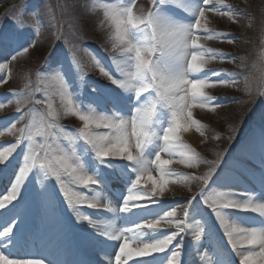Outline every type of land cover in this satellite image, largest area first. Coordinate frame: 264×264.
Returning a JSON list of instances; mask_svg holds the SVG:
<instances>
[{"label":"snow or ice","instance_id":"6c2138e0","mask_svg":"<svg viewBox=\"0 0 264 264\" xmlns=\"http://www.w3.org/2000/svg\"><path fill=\"white\" fill-rule=\"evenodd\" d=\"M170 6L184 7V4L182 0H150L147 7H142L138 6V0H122L119 4L102 5L104 15L115 26L110 52L112 63L111 67L106 66L101 59L93 56L92 66L123 93V96L104 98L106 103L111 104L110 114L98 111L96 108L83 110L73 99L69 86L59 71L56 72L54 79H59L61 85L59 96L62 113L53 109L51 97L45 101L35 98L28 92L24 93L28 101L34 105L47 104V115L51 116V120L46 123L42 121L44 127L36 131H33L32 125L28 124L18 128L17 124L21 122L22 117L6 128L8 133L16 135V141L4 151H0V165H6L8 158L25 142L27 147L26 151L21 148L23 166H20L18 174L15 175L8 194L0 199V209H4L6 205L12 204L21 196V190H24L29 174L34 169H39L46 178L55 179L68 207L77 218V223L87 221L96 236L103 237L102 241L88 238L91 243L100 247L108 242H118V252L115 251L114 255L100 253L102 264H127L133 255L155 258L154 254L159 253L167 254L165 264H182V257L185 255L184 244L177 243L178 238L191 233L193 241L199 242L205 232L201 222H193L191 219L193 204L197 198H200L203 206L214 214L232 250L240 257L241 264H257V257L264 260V227L238 226L230 220L227 210L252 212L264 217V201L256 200L253 193L234 191H221L216 199H209L207 190L210 184L215 183L214 177L217 180L227 179V170L222 167L226 162L225 155L218 153L215 160L202 161L195 149L177 143L181 139L182 117L189 118L187 123L196 124L197 130L203 127L190 119L192 113L188 109L190 105L196 104L203 107L215 99L205 95L204 89L211 85H228L235 82L233 78L222 74L219 70L205 72L204 64L197 63L198 60L203 61L209 52L212 53L213 59L217 55L213 50L205 49L199 43L202 37L198 33H204L203 39L206 40H212L220 35L212 32L202 23V20L206 19V13L217 12L229 18L233 17V13L221 12L216 8L215 0H202L194 10L196 19L191 23H184L167 14ZM185 11L193 12L189 8H185ZM5 19L10 21L9 27H4ZM23 28L22 20L13 19L7 14L0 18V53L6 56L3 60L9 63L16 61L18 57L29 53L30 48L39 47L36 40L32 39L27 47H22L19 51L15 50L20 38L25 35ZM8 50H12L11 55H7ZM219 55L234 59L230 54L219 53ZM45 59L47 60V57ZM9 63L0 62V70L8 69ZM114 72L116 74H113ZM201 73L203 77L200 76ZM84 75L86 73H81V78ZM34 91L38 90L34 89ZM95 91L96 89H93V92ZM260 94L264 95V92ZM13 95L18 94L13 93ZM221 103L222 99H216L215 104L211 105V110L220 107ZM162 110H166L168 114L166 125L157 120ZM61 114L79 117L83 126L79 128L78 134L66 132L57 123ZM187 123L183 125L184 130H187ZM158 124L160 127H157ZM236 132L237 129L233 128L232 135L228 138L235 139ZM4 134V131H0V136ZM37 136L43 139L38 141ZM215 138L221 139L219 135ZM78 141L88 146L99 163L108 168L114 166L110 161L119 160L128 163L134 178L119 208L101 199L100 189L94 187L100 185V181L85 170L82 156L76 148ZM152 147H155V151L149 154V149ZM240 151L258 158L259 164L264 166V134L260 139L258 157L255 148L251 145H242ZM189 152L190 155H186ZM162 153L167 154L169 158H162ZM177 156L181 162H188L191 167H198L201 162L208 164L207 173L186 177L199 186V191L186 198L184 203L155 218L124 228L117 227L114 221L101 227L100 222L94 221L88 215H81L79 207L81 205L107 211L118 218L121 213H131L134 208L145 209L159 203L160 198L164 196L166 177L179 175L165 167L173 162V157ZM232 163L236 164L234 161ZM152 165H155L154 169ZM152 171H159V181H153L150 190L141 187V181L145 176L153 180ZM70 185H82L90 189L94 195L89 196L75 191ZM237 196H242L243 199H238ZM141 200H145L146 203H140ZM19 222V219L12 220L0 230V261L4 264H34L28 258L31 253L9 251L13 247L14 229L16 230ZM162 222L174 230L160 238L145 242L143 240L145 235L162 232ZM193 224L197 225L196 229H193ZM132 240L139 242L135 249L130 246L129 241ZM245 243L251 247L241 250L238 245ZM10 256H15L16 259H9ZM40 259L45 258L40 256ZM201 261L202 264H211L205 254L201 257ZM60 264L64 262L61 261ZM135 264H147V261L136 260Z\"/></svg>","mask_w":264,"mask_h":264},{"label":"rangeland","instance_id":"374dc122","mask_svg":"<svg viewBox=\"0 0 264 264\" xmlns=\"http://www.w3.org/2000/svg\"><path fill=\"white\" fill-rule=\"evenodd\" d=\"M31 2L27 0H16L14 3H4V5H0V11L4 9V13L0 14V18L5 17L7 14L10 17H14L16 13L19 14V20H22V13L27 12L28 17L23 22L24 24V33L25 35L20 38L18 42L20 44V48L27 47L32 39L35 40V33L29 32V29H34L37 26V21L40 14H36L33 17H29V10L34 9L32 4H38L41 6V11L44 13V22L46 24H52L51 31L53 34L58 35V30L62 26V32L65 35L59 34L56 42H61L63 49L56 56L55 59H51L48 63V71L47 73L42 74V82L47 86L50 91H53L52 97V107L55 111L61 112L62 104L59 96L60 91V81L59 79H54L56 72L61 70L64 71V68L60 67V62L65 65V74L69 77V91L73 95V99L79 104V101L82 104L86 103V110L97 109L98 111H103L106 113H111V104L106 103V97L110 96H123V93L120 89L116 88L114 85L110 84L105 78H103L99 74L98 69L93 68L92 57L95 56L101 59L102 63L106 66L111 67L110 60V52L112 40L115 33V26L113 22L104 15V9L102 5L106 3L119 4L122 0H31ZM196 0H182L184 7H176L170 6L167 10V14L172 18L180 20L184 23H191L196 19L194 14V10L197 7L195 4ZM20 2V3H17ZM150 0H138V6L147 7L149 5ZM215 6L221 12H229L233 13V17L229 18L228 16L219 15L217 12H208L206 13V19L202 20V23L206 25V27L212 32L219 33L220 35L215 37L212 40L203 39L204 33H198L202 38L199 43L203 45L205 49H211L217 55L215 58L212 57V53L209 52L206 54L203 61L198 60L197 63L204 64V71H215L219 70L222 74H226L228 77L234 79V83H229L228 85H211L204 89L205 95L212 96L215 98L213 101H210L208 105L201 107L199 104L190 105L188 109L191 113V120H195L197 123L203 125L199 130H197L196 124L188 123L189 127L194 130L196 134L199 135L198 144H194L191 142L189 137L185 134L183 128V121L188 122L187 117L181 118L182 130L180 132V141L177 143L185 144L190 146L198 152L200 155H204V151L208 149L212 145H216L218 147H222V143L217 142L215 137L217 133L225 134L226 130L230 129V122L234 121L246 105H248L251 101H248L245 96H247L250 90L254 91L256 94L260 90L259 83L261 80L264 82L263 70H264V59H262L264 54V50L256 55V58H251L253 56H247L250 51L257 45V38H261V43L264 42V0H215ZM185 8L192 9L193 12L185 11ZM59 22L60 25H59ZM10 21L5 19L4 27H9ZM28 30V31H26ZM26 31V32H25ZM83 31V33H82ZM84 34V35H83ZM70 35L74 36L76 39H81L83 37H87L89 42H95L100 44L101 50L99 49H89V51H84V56L80 57L82 54L79 53L80 47H76L78 43L87 39H81L75 42H69L68 37ZM259 35V37H257ZM231 40V42H229ZM50 42L47 39H44V44H48ZM39 44V43H38ZM37 50V49H36ZM35 49H29V53L18 57L16 61H11V65H9L8 69L1 70L2 79L0 81V89L4 90L7 88L10 82H15L18 74H21L23 70L28 67V65H34L35 60ZM47 48L42 47L40 49V56L37 59H42L45 56V52ZM12 50H8L7 54L9 55ZM247 52V53H246ZM219 53L230 54L232 58H226L219 55ZM246 53L247 55H244ZM4 53H0V57H4ZM0 58V59H5ZM264 58V57H263ZM5 63H9L7 60H4ZM57 65V66H56ZM86 67V69H85ZM114 68V64L112 65ZM245 67L249 68L246 70ZM251 68L254 70L251 71ZM12 70L10 77L9 71ZM79 71V72H78ZM81 73H86L83 78H81ZM113 74H116L115 72ZM194 76L196 74H193ZM203 77V73L200 74ZM64 77V76H63ZM215 79V78H214ZM261 79V80H260ZM20 80V79H19ZM257 81V82H256ZM262 87V84H261ZM252 88V89H251ZM82 89V92H81ZM93 89H96L93 92ZM0 90V91H1ZM190 95V92H189ZM8 94L5 92H0V101L7 100ZM79 98V99H78ZM251 98V95H250ZM41 99V97L39 98ZM42 99L47 101L49 97L45 95ZM216 99H222V103L220 107L215 108V110H211V105L215 104ZM79 100V101H78ZM247 100V101H245ZM260 101V100H259ZM257 101V103L259 102ZM260 104V103H258ZM81 105V104H79ZM43 105L35 106L34 110L31 111L28 119V124L32 125V130L36 131L38 128L44 127V123L50 120L44 121L42 123V115H39V112L43 110ZM45 108L47 110V104H45ZM259 118L264 123V104L261 108H259ZM85 110V109H83ZM252 113V111H251ZM51 117V116H50ZM60 119L62 121H57V123L64 128V130L70 133L71 130L76 128L79 131V128L83 126V122L79 120L78 116L73 115H63L61 114ZM157 120L162 124H167L168 114L166 110H162L160 114L157 116ZM6 123L11 122V120L5 121ZM259 123V126L256 130H254L253 135L258 142L260 143V139L263 131V125ZM19 128V124H17ZM21 127V126H20ZM160 127V124L157 125ZM1 131V130H0ZM5 132V131H4ZM203 132V135H201ZM217 132V133H216ZM70 134L75 135L76 133L71 132ZM11 136L15 137L14 134H4L0 136V150H4L7 145L10 146L14 142H3L7 140L5 137ZM37 140L43 139L41 136L36 137ZM259 143L256 146V156L259 155ZM27 142L22 144L17 149L23 148L26 151ZM79 154L82 156L85 170L89 174H93L100 181V185L94 186L101 191V196L105 195V199L109 201V199L114 203V206L119 208L122 204L123 199L115 200L112 198L109 193L110 187L114 189H120L119 191H126L130 187L131 180L134 178V174L130 172L129 165L126 161H110L114 166L111 168L106 167L103 164H100L96 159L94 152L90 150L88 146H86L83 142H79ZM155 151V147L149 149V154ZM12 154L8 158L6 165H0V174L7 170L8 162L13 160ZM242 160L241 164H233L232 161L228 160L230 164L235 165L236 169L243 174L241 170L244 168L247 169V173L249 172L251 178L249 177V188L246 186H236V180L232 179V175L227 172L229 179L224 181L222 185L217 186V188L213 189L208 196L209 199H216L219 192L221 191H234L236 193H253L255 194V199L258 201H264V166L259 164V160L257 163L252 161L249 158V155L245 152H242ZM162 158L168 159L167 154H161ZM186 155H190L186 153ZM16 156V155H15ZM20 156V155H19ZM173 162L170 165L165 166L167 169H170L174 173H179V175H173L166 177V183L164 184V196L160 198L159 203L151 205L145 209H133L131 213L119 215V220L122 217H129V221H135V223H140L141 221L148 220L150 218H155L156 216L162 214L163 212L170 210L173 207H176L178 204H182L185 202L186 198L196 194L194 188L195 182L186 177H189L187 173L192 170L190 164L188 162H181L179 157H173ZM236 163V162H235ZM248 168H247V167ZM153 169L155 165L151 166ZM36 169L33 170L35 172ZM245 171V170H244ZM29 174L28 181L36 179V187L33 189V197L30 202H26L25 206H28L24 212V215L19 220L20 222L17 225L16 230L14 229V233L17 229L24 225L29 220V214L35 213L36 219L34 222V226L29 230L33 237L37 235V238L42 243L43 241H49L50 243L61 242L63 238L66 237L68 232L67 222L72 225L73 235L76 237L78 242H81L85 239L84 232L88 231L91 227L88 226L87 221H80L77 223V218L73 214L72 210L68 207L65 197L59 189V185L56 182V194H53L50 190L51 182L50 179L46 178L43 172L39 169L36 170V175L34 177V173ZM207 173V172H206ZM151 175L153 180L151 182L145 181L142 179L141 187H146L147 189H151L153 186V181H159L160 173L159 171H152ZM54 181L55 179L52 178ZM240 180V179H239ZM218 183V182H216ZM239 185V181H237ZM41 184L43 187H41ZM101 185L103 186L101 188ZM219 185V183L217 184ZM26 186V184H25ZM159 185H157L158 187ZM26 188V187H25ZM24 188V189H25ZM70 188L74 189L78 192H83L85 195L93 196L94 193L90 191L88 188H84V186L80 185H70ZM124 190V191H123ZM26 191V190H25ZM24 190L21 191V196L17 198L19 200ZM244 191V192H243ZM9 192V191H8ZM8 194V193H7ZM52 196V197H51ZM236 198L243 199L242 196H237ZM200 198H197V201L194 202L193 207L191 209V219L193 222H201L205 232L202 239L199 242H195L192 239L191 233L187 236H183L178 238L177 243L183 242L184 244V252L185 255L182 257V264H202L201 257L205 254L211 264H230V255L229 252H232V258L235 263L241 264L240 257L236 254L235 251L232 250L231 245L227 241V237L225 236L220 224L218 223L215 216L209 214L206 209L203 208L202 203L199 201ZM13 201V203H16ZM140 203H146L145 200H141ZM8 204V205H12ZM62 204L63 215L68 216L69 220L64 216L56 215L60 214L61 210L57 209L58 205ZM80 208L81 215H88L94 221L100 222V226L103 227L105 224L109 222L115 223L117 227L124 228L129 224L126 221H121V226L117 223V218L110 214L109 216L101 217L97 214H93V209L87 207ZM55 209L56 212H55ZM55 214L56 216H54ZM227 215L233 223H237L238 226L245 227H264V217L257 215L252 212H240L235 209H229L227 211ZM215 219L216 228L218 233L224 239L221 240L220 236L216 235L215 225L211 219ZM66 221V222H65ZM133 224H130V226ZM193 229H196L197 225H192ZM162 232L149 233L143 237L146 239H157L160 238L167 233H170L174 230V228L168 227L166 225L161 224ZM146 231H148L146 229ZM215 234L216 237H212L214 241V245L210 243L209 236ZM90 235V233H89ZM88 235V236H89ZM156 236V237H155ZM214 236V235H213ZM67 238V237H66ZM219 238V239H218ZM99 241V238H97ZM237 239H242V237H237ZM138 241L132 240L129 241L130 246L132 247L134 244V249ZM222 242L224 243L222 246ZM117 242L114 244H103L100 246L104 251H108L117 247ZM175 244L172 245L174 247ZM61 248V245L59 246ZM241 250H244L247 247H251L247 243L238 245ZM229 250V251H228ZM60 250L58 254H61ZM171 251V247L168 249ZM226 253V257L224 256ZM161 255L162 264H165V260L167 259V254L159 253ZM144 257H139L133 255V257L127 261V263H133L136 259H142ZM149 258V257H146ZM30 260L36 264H48L47 260H41L39 255L36 257H29ZM257 264H264V260H260L259 257L256 258ZM148 262V261H147ZM49 264H54L49 261Z\"/></svg>","mask_w":264,"mask_h":264},{"label":"trees","instance_id":"16d2710c","mask_svg":"<svg viewBox=\"0 0 264 264\" xmlns=\"http://www.w3.org/2000/svg\"><path fill=\"white\" fill-rule=\"evenodd\" d=\"M259 44V43H258ZM257 46V45H256ZM250 53V51H249ZM248 109L245 107L243 109V112L239 114V116L232 122H230V129L225 131V134L221 136V139H216L217 142L222 143V147H218L216 145L210 146L208 149L205 150L206 155H208L211 159L215 160L217 158L218 153H222L223 150L226 149V147L230 144L232 140H230L228 137L232 135V129L240 127L246 119Z\"/></svg>","mask_w":264,"mask_h":264},{"label":"bare ground","instance_id":"6f19581e","mask_svg":"<svg viewBox=\"0 0 264 264\" xmlns=\"http://www.w3.org/2000/svg\"><path fill=\"white\" fill-rule=\"evenodd\" d=\"M183 123L185 124V123H187V122L184 120ZM188 125H189V124L187 123V130H184V131H185V134L187 135V137H189V139L191 140L192 143H194V144H198V141H199V135L196 134V133L194 132V130L191 129V127H189ZM198 145H199V144H198ZM143 179H144L145 181H148V182H151V181H152V180H149V179L147 178V176H145ZM116 191H118L117 193L120 192L118 189H116ZM109 193H110V192H109ZM110 194H111V193H110ZM111 196H112L113 199L115 198V196H113V194H111ZM101 199L106 200V199H105V195H104V196H101ZM104 202H105V203L111 202V203L114 205V203H113L110 199H109V201L106 200V201H104ZM96 211L99 212V211H101V210H96ZM103 212H104V211H103ZM106 212H107V211H106ZM209 241L212 242L211 240H209ZM145 242H150V241H145ZM135 243H136V242H135ZM86 244H88V241L85 242L84 244L80 245V249H79V252L82 253L83 256L85 257V263H84V264H88V263H89V262H88V259H87V257H86V256H87V253H88L89 251H90V253L93 254L94 256H98V257H100V256L95 252V250H94L92 247H90V248L88 249V246H86ZM137 245H138V243H136L135 246H137ZM132 248L134 249V244H133ZM13 250H16V249H15V244L13 245L12 248L9 249V251H13ZM45 253H46V251H45ZM5 254H7V253H5ZM154 255H155V254H154ZM9 259H16V257L14 258V256H10ZM257 261H258V260H257ZM2 264H4V262H3Z\"/></svg>","mask_w":264,"mask_h":264}]
</instances>
